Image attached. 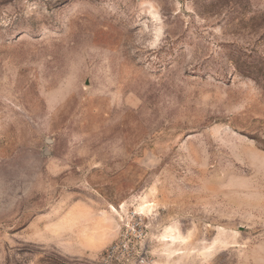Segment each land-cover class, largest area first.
I'll return each instance as SVG.
<instances>
[{
	"label": "rangeland",
	"instance_id": "1",
	"mask_svg": "<svg viewBox=\"0 0 264 264\" xmlns=\"http://www.w3.org/2000/svg\"><path fill=\"white\" fill-rule=\"evenodd\" d=\"M0 264H264V0H0Z\"/></svg>",
	"mask_w": 264,
	"mask_h": 264
}]
</instances>
